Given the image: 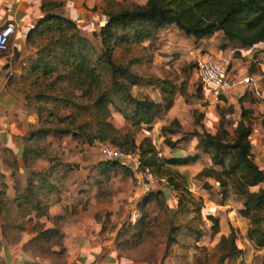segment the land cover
Listing matches in <instances>:
<instances>
[{"label": "trees", "instance_id": "16d2710c", "mask_svg": "<svg viewBox=\"0 0 264 264\" xmlns=\"http://www.w3.org/2000/svg\"><path fill=\"white\" fill-rule=\"evenodd\" d=\"M103 16L105 19L99 30L94 32L99 35L102 43L103 50L100 53H97L88 40L81 36L77 21L55 12L47 14L28 34V39L32 42L35 38L53 32L46 46L37 51L35 60L26 70V76L54 74L55 78L49 84L53 91L58 90L62 93L70 88L72 89L70 95L75 96L74 91L80 90L81 97H89L90 103L81 104L64 95H37L39 101L44 99L45 102L53 103L56 108L71 109L72 112L59 117V123L54 127L44 126L42 122L45 105L35 107L27 104L35 108L39 126L32 131L33 143L23 150L25 164L28 165L42 156L48 157L53 164L41 173L35 174L38 177L35 183L33 175L28 180L25 191L15 189L14 202L18 209L28 204L32 209L39 211H36L38 215H45L46 207L39 199V195L59 190L60 179L64 174L54 177L53 181V173L58 166L65 168L67 164L58 162L57 158H51L41 147L39 142L49 133L59 137L72 135L80 140L81 146L114 142L126 153L137 152L142 169L149 171L154 177L162 179L166 175L167 184L174 190L187 187L186 174L179 172L178 168L194 163L199 159V154L172 158L159 156L149 138L146 137L137 144L129 132L120 134L107 121V108L108 105H112L119 111L128 108L135 123L150 124L156 119L159 111L171 107L173 98V87L168 80L161 78L153 80L141 76L131 70L132 61L127 63L117 61L114 56L117 46L154 38L158 29L172 24L187 37L195 40L221 31L227 42L237 43L241 48L264 45V0H146L143 4L130 5L117 2L113 7L105 8ZM106 77H109V82L106 81ZM155 84L159 85L161 101L140 93L136 96L132 93V87L140 90ZM231 109V106L227 108L229 111ZM225 112V109L219 110L220 119L214 134L205 130L192 132L198 137L199 148L209 154L213 162L200 173L219 182L223 200L230 191L244 198L239 214L250 221L247 237L255 248L264 249V188L260 187L257 191L249 189L251 186L264 183V169L258 166L251 154L249 136L252 112L249 108L241 106V118L235 124L233 135L230 134L223 119ZM81 116H88L93 123L78 122ZM123 117H128L125 111ZM261 124L264 128V111L261 114ZM182 139L184 138L174 142L168 140L167 145L174 146ZM228 154L232 155L231 161L224 159ZM221 162L226 163L225 168L219 170L214 168L213 165H219ZM116 165L121 166L129 174L132 173L130 171L132 167L124 166L120 161H102L98 167L102 171H107ZM4 188L5 186H2L0 189V204L4 201ZM161 193L164 192L160 188L149 192L150 195ZM146 202L140 204L142 209ZM180 203L182 202L179 201ZM209 219L212 222L211 234L215 235L219 231V220L214 216H209ZM41 231L50 234L58 232L53 228ZM226 239L230 243L231 251L239 252L234 246L235 235L232 229L230 235L227 238L222 237L221 241Z\"/></svg>", "mask_w": 264, "mask_h": 264}, {"label": "rangeland", "instance_id": "374dc122", "mask_svg": "<svg viewBox=\"0 0 264 264\" xmlns=\"http://www.w3.org/2000/svg\"><path fill=\"white\" fill-rule=\"evenodd\" d=\"M139 1L141 0H123L121 3L140 4ZM107 4L108 8H111L115 2L108 0ZM80 33L97 53L103 50L97 33H86V30H81ZM52 35L53 32H49L30 42L37 49L35 58L37 51L46 46ZM156 45L157 43L151 38H145L140 42L117 46L114 56L122 63L132 61L130 67L136 74L153 78V80L159 78L168 80L167 82L173 87L172 111L166 113L165 110H161L152 123L137 124L135 119L130 117L128 108L120 106L122 111H119L112 105H108L107 121L120 134L129 132L137 144H140L144 138H149L160 153L167 154L168 150L174 149L181 150L185 154H199L198 137L192 132L211 129V126L203 122L204 112H207L211 104L204 98L201 82L195 75L194 60L197 54L188 48L190 43H186L181 44L182 48L179 49L175 46L170 47L167 54L159 53L165 59L157 60L154 55ZM227 68L231 69L230 63ZM54 78V74L37 77L31 75L17 84V89L25 104L35 107L45 105L46 109L42 111V122L44 126L51 127L59 123V117L72 111L68 107L56 108L53 103L45 102L44 99L39 101L36 98L37 95H64L81 104L90 103L89 97H81L80 90L74 91L75 96L70 95L72 92L70 88L62 93L58 90L53 91L49 84ZM106 81H110L109 77H106ZM62 84L57 85L63 86ZM132 93L135 96L140 93V95L157 97L159 96V85L155 84L140 90L132 87ZM215 107L220 119L219 110L226 107L219 105ZM124 111L128 115L127 118L123 117ZM223 119L231 132L232 120L225 119V117ZM87 121L93 123L88 116H81L78 119V122ZM182 137L184 139L176 142L174 146L167 145L168 140L174 142ZM78 143L80 140L72 135L64 136L60 143L53 140L52 154L55 157L58 156L56 157L58 162L63 163L61 160L67 162L65 168L63 166L58 168L59 176L60 174L65 176L69 171L82 170L85 167L89 169L91 183L86 189L87 192L82 194L84 190H80L76 198L82 203V220L87 230H90L93 235L112 241L126 259L139 264H164L166 258L173 259V264H221L224 261L226 254L231 250L230 243L227 239L219 242L220 238L211 234L212 223L206 221L202 195L206 193L207 182H204L205 175H199V162L178 169L179 172L186 174L187 187L178 191L174 190L167 184L166 175H164L162 179L157 178L160 182L155 189L160 188L164 193L150 195L149 192L143 191L142 179L133 168L130 169L132 172L130 174L119 165L107 171H97L98 163L103 161L98 149L99 143L85 146H78ZM111 144L118 146L114 142ZM42 145L47 152V147ZM49 148L51 147L48 146ZM224 159L231 161L232 155L228 154L224 156ZM87 161H90L91 166L84 164ZM120 163L127 166L123 162ZM63 179L64 177L60 180ZM62 186L64 184H59V189ZM53 193L57 194L55 190ZM49 194L39 195V199L44 202L46 212ZM230 197L233 198V196ZM145 201L147 202L142 209L140 204ZM179 201L182 203L179 204ZM6 202L8 201H3L4 207L0 208V221L2 222L0 264L3 262L1 251L4 248L19 249L21 247L27 256L24 264H39L44 260L49 262L63 260L62 235L59 231L54 234L43 233L41 231L43 224L38 222L32 226L36 235L20 245L21 232L29 223L25 220V216L32 211L36 214L39 211L32 209L28 204H24L20 209L9 207Z\"/></svg>", "mask_w": 264, "mask_h": 264}, {"label": "crops", "instance_id": "0c3cea01", "mask_svg": "<svg viewBox=\"0 0 264 264\" xmlns=\"http://www.w3.org/2000/svg\"><path fill=\"white\" fill-rule=\"evenodd\" d=\"M111 1L117 3L123 0ZM145 1L141 0L139 3L143 4ZM107 2L108 0H0V27L7 21H11L15 25V32L9 39L7 51L0 54V189L5 186L4 201H8L6 203L9 207L17 208L14 202L16 188L25 191L28 180L33 175L41 173L53 164L46 156L38 157L28 165L25 164L23 158L24 148L34 141L32 131L39 126L35 108L25 104L17 89V84L27 77L26 70L35 60L37 50L30 43L28 34L51 12L77 21L80 29L86 30V33L97 32L105 19L103 10L108 7ZM151 39L157 43L154 51L157 60L165 59L159 53H169L170 47L175 46L176 49H179L182 48V45L190 43L188 48L196 54L206 51L213 53L218 59H227L231 65L229 74L232 77L236 79L252 77L254 84H240L231 88L217 100L203 90L204 98L211 104L208 106L207 112H204L203 122L205 125L211 126V129L205 131L214 134L219 123L215 106L226 107L225 114L229 113L232 120V131L227 129L233 135L235 124L241 118V106L249 108L252 112L249 136L252 146L251 154L258 166L264 169V128L261 124V114L264 111V51H262L264 46L241 48L234 43L227 42L221 31L195 40L192 37H187L173 24L158 29L155 37ZM158 95L151 98L161 101L160 93ZM229 106L232 107L231 111L227 110ZM171 111L172 105L168 110H165L166 113ZM62 138L64 136L59 137L49 133L39 143L42 148V144L47 147V153L51 158H56L58 156L55 157L52 154L55 144H53V140L60 143ZM79 145L81 146L80 143H78ZM48 146L51 148L48 149ZM199 149V159L184 166L199 162V175H202L200 173L202 169L211 166L213 162L209 154L204 153L201 148ZM161 153L158 152V155L165 158L190 155L174 149L168 150L167 154L163 153L162 155ZM61 162L67 163L62 160ZM84 164L91 166L90 161L84 162ZM98 165L97 171L99 172L101 169ZM219 165L213 166L218 170L226 167L225 162H221ZM58 176L59 170L57 169L53 173L52 180L54 181L53 178ZM34 178L35 183L38 177ZM204 182H207L206 193L202 195L206 221L212 223L209 216L218 218L219 231L215 236L220 238L219 242L222 237L227 238L232 229L235 234L234 246L239 250V252L230 250L221 264H263L264 249L255 248L248 239L247 230L250 221L239 214L244 198L239 194H232L230 191L223 200L219 182L213 177H206ZM90 183V172L86 167L82 170L67 172L61 181L64 186L60 187L57 194L51 192L47 196L49 200L47 215L39 216L32 211L25 216V220L29 223L21 232L20 245L36 235L32 227L36 222L43 224V230L53 228L62 235L63 260L60 262L44 260L39 264H139L126 259L112 241L101 239L87 230L85 222L82 220V203L77 200L76 195L80 194V190H84L81 193L85 194ZM260 187L264 188V183L251 186L249 189L257 191ZM2 207H4L3 204H0V208ZM1 224L0 221V236L2 233ZM1 254H3L1 264H24L26 262L27 256L21 247L19 249L4 248ZM172 260L166 258L164 264H173Z\"/></svg>", "mask_w": 264, "mask_h": 264}, {"label": "built area", "instance_id": "2783aa9c", "mask_svg": "<svg viewBox=\"0 0 264 264\" xmlns=\"http://www.w3.org/2000/svg\"><path fill=\"white\" fill-rule=\"evenodd\" d=\"M15 32V25L11 21L5 22L0 27V54L8 49L9 39ZM229 61L225 58H216L211 52H198L194 60V71L201 82L203 90L215 99L235 88L240 84H254L251 76L236 79L229 74L227 68ZM225 119H230L231 115L226 113ZM99 153L103 161H120L130 165L141 177L142 189L150 192L157 188L158 180L149 171L141 167L139 154L137 152L126 153L120 147L108 143L99 144Z\"/></svg>", "mask_w": 264, "mask_h": 264}]
</instances>
